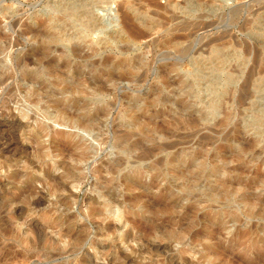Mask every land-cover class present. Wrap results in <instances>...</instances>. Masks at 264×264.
Instances as JSON below:
<instances>
[{
	"label": "rangeland",
	"instance_id": "374dc122",
	"mask_svg": "<svg viewBox=\"0 0 264 264\" xmlns=\"http://www.w3.org/2000/svg\"><path fill=\"white\" fill-rule=\"evenodd\" d=\"M60 1L0 0V264H264V0Z\"/></svg>",
	"mask_w": 264,
	"mask_h": 264
},
{
	"label": "bare ground",
	"instance_id": "6f19581e",
	"mask_svg": "<svg viewBox=\"0 0 264 264\" xmlns=\"http://www.w3.org/2000/svg\"><path fill=\"white\" fill-rule=\"evenodd\" d=\"M152 3H155V2H149V4H152ZM155 5L158 8L160 7V5H158L157 3ZM55 7L58 8V9H61V10H65V11H73V10H77V9H84L86 7V5L85 4H82V3H78V1L62 0V1L58 2V3H56ZM124 7L126 9V23H125L124 31L123 32L126 34L127 39L128 40H131L133 38H136L135 40H137V38L148 37L151 34V32H152V27H151L152 25H149L147 23H140L139 22V20H141V19H139V18L136 17L134 5H132L131 3L124 4ZM177 7H179V6L178 5H175V6L172 5V8H174V9L177 8ZM239 13H240L239 11H236L234 13V15H238ZM95 21H97V19H93L92 22L95 23ZM113 22L115 24V21H112V23ZM138 22L140 23V25L138 24ZM95 26H97V25H95ZM198 27H199L200 30H203V29H206L207 27L209 28V25L202 23V24H199ZM54 40H56V36H52L51 39L46 43V45H45V47L43 49L49 55H51L52 52H53V48L51 47V43H53ZM176 44H178V43H175V45ZM221 50L224 51V49H221ZM185 51L186 50H182V51H180V53H183ZM222 53H224V52H222ZM47 56L44 55V56L41 57V59H37L36 61H33V59H31L28 56L25 57V58H20L18 60V63L23 64L27 68V70H29V66H32V65L33 66H37V68H34L35 70L33 71V74L35 76H33L34 78L31 80L32 81L31 83H33V85L35 84L36 78L40 79V76H45L46 78H48V77L52 78L53 76H56L57 75L56 74L57 69L50 68L49 67V64L50 63L49 62L47 64V61L45 59ZM108 67H109V69H108ZM118 69H122V70H120V72H122V73H120L121 76H119V77H117L118 76V73H119ZM141 69L144 70L143 67ZM141 69L136 68L134 66V64L131 63V61H129V62L128 61H122V62L119 63V62H114V61L107 60L104 63H101L100 62L97 65L96 64L95 65H92L91 72L94 73V74H96L94 81H97L99 83L101 82V84L104 85L103 80H109V81H112V82H115V83H117V81H124L128 77H131V76H134L136 74H139L141 72ZM145 72H147V71H144V73ZM24 73L26 74V71H24ZM31 74H32V72H31ZM42 82L43 81H41L40 83H42ZM44 83H45V81H44ZM45 89H46V87H45ZM30 91L33 92V89L30 88ZM45 93H47V91ZM35 94L36 93L34 91L33 92V95H35ZM9 146H11V145H9ZM5 150H7V149H5ZM107 214L109 216L115 218L116 220H119L121 218V213H119V212L117 213V212L111 211V212H109ZM34 229H35V227H34Z\"/></svg>",
	"mask_w": 264,
	"mask_h": 264
}]
</instances>
